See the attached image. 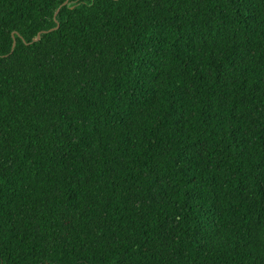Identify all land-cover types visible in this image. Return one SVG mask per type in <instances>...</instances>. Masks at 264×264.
<instances>
[{"label":"trees","instance_id":"16d2710c","mask_svg":"<svg viewBox=\"0 0 264 264\" xmlns=\"http://www.w3.org/2000/svg\"><path fill=\"white\" fill-rule=\"evenodd\" d=\"M66 1L0 0V264H264V0Z\"/></svg>","mask_w":264,"mask_h":264},{"label":"water","instance_id":"95a60500","mask_svg":"<svg viewBox=\"0 0 264 264\" xmlns=\"http://www.w3.org/2000/svg\"><path fill=\"white\" fill-rule=\"evenodd\" d=\"M70 4H71V3H70V0H67V1L62 5V7H64V6H69ZM62 7H61V8H62ZM61 8H60V9H61ZM60 9L57 11V14L59 13ZM57 14H56V15H57ZM58 28H59V24L57 25L56 28L50 30L49 32L56 31V30H58ZM41 35H42V33H40V34L37 36V38L33 40V43H34V42H38V41L41 39ZM14 36H15V34H13V38H14ZM15 45H16V43H15V41H14V44H13V50H14V48H15Z\"/></svg>","mask_w":264,"mask_h":264}]
</instances>
